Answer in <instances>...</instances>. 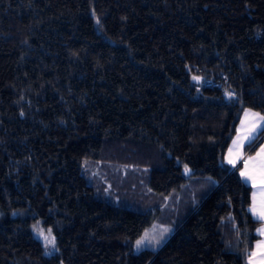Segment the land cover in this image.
<instances>
[{
  "label": "trees",
  "instance_id": "trees-1",
  "mask_svg": "<svg viewBox=\"0 0 264 264\" xmlns=\"http://www.w3.org/2000/svg\"><path fill=\"white\" fill-rule=\"evenodd\" d=\"M245 110L264 0H0V264H249L261 222L222 163Z\"/></svg>",
  "mask_w": 264,
  "mask_h": 264
},
{
  "label": "rangeland",
  "instance_id": "rangeland-1",
  "mask_svg": "<svg viewBox=\"0 0 264 264\" xmlns=\"http://www.w3.org/2000/svg\"><path fill=\"white\" fill-rule=\"evenodd\" d=\"M254 114H256V112L245 110L240 115L236 125L235 134L231 138L228 147L225 150L222 163L228 168H230L231 172L236 169L238 177L250 188V204L248 207V212L250 213L253 219L261 222V225L257 228L256 232L257 234L262 236L264 235V219H260L257 215H254L252 209L255 206L258 212L261 206L264 205V187L260 186V180L258 176L259 157L257 156L261 148H264V122L258 121V117H256ZM254 124L256 125V127H253ZM249 135L254 138L249 140L244 139L245 136ZM261 139L263 140L261 141ZM250 157L255 159L250 160ZM230 159L234 161V164L229 163ZM98 168L99 167L94 166L93 164L91 165V171L95 175H97ZM131 170L132 169H127L123 167L113 169V171L110 173V180L114 183V187H118L119 185L123 184L127 177L131 179L132 177L130 175H134L135 177H137V174H135V172L130 173ZM245 171L257 176L255 186L252 180H246L241 175V172ZM138 182H140V180H138ZM102 184L106 188L104 189V192H107L110 188L111 182L104 181ZM178 200L179 199H177V202ZM172 216H174V218L169 221L171 222V224L176 221V216L174 215V213H172ZM154 224L150 228L146 229L141 234V236L134 242L132 247L134 253L139 252L143 248L152 247V245L156 244L154 242L149 243V240H152L153 237L159 239L160 234L163 232L164 229H168V231L164 233V236L169 232V225H164L160 223L156 225ZM31 231L34 237L42 243L45 250L44 252L47 254L51 250L52 243H48L47 241H45L44 236H48L49 240H53V237L51 236V234H49V231L41 227L38 223H34L32 225ZM41 232H43V235L40 234ZM146 233L148 234L147 238H145ZM142 239L143 244L139 249H137L136 242ZM256 249L264 250V241L258 242L256 244Z\"/></svg>",
  "mask_w": 264,
  "mask_h": 264
},
{
  "label": "snow or ice",
  "instance_id": "snow-or-ice-1",
  "mask_svg": "<svg viewBox=\"0 0 264 264\" xmlns=\"http://www.w3.org/2000/svg\"><path fill=\"white\" fill-rule=\"evenodd\" d=\"M256 117H258V121L264 122V116H260L259 113L254 114ZM253 127H256V125L254 124ZM254 137L252 136H245L244 139L249 140L252 139ZM235 143V142H234ZM257 156L259 157V164H258V176H259V180H260V186L264 187V148H261L260 152L257 154ZM250 160L255 159V158H249ZM229 163H233V160H229ZM246 165H247V161H246ZM185 171H187V168L185 169ZM241 175L246 179V180H252L253 184L255 186L256 183V179L257 176L254 174H251L247 171L245 172H241ZM253 214L257 215L258 218L260 219H264V205L261 206L260 210L257 212L256 207L254 206L253 209ZM168 231V229H164L163 232L160 234L159 239L153 237L152 240H149V243H156V244H160L163 239H164V233H166ZM51 230H49V234H50ZM41 235H43V232L40 233ZM147 233L145 234V238H147ZM45 241H47L48 243H52L54 245V240H49L48 236H44ZM143 244V239L142 240H138L136 242V246L137 249H139L141 247V245ZM255 255V254H254ZM262 259L258 262V264H264V253H261Z\"/></svg>",
  "mask_w": 264,
  "mask_h": 264
},
{
  "label": "crops",
  "instance_id": "crops-1",
  "mask_svg": "<svg viewBox=\"0 0 264 264\" xmlns=\"http://www.w3.org/2000/svg\"><path fill=\"white\" fill-rule=\"evenodd\" d=\"M260 241H264V235L260 236V240H258L254 244L253 249L250 253V257H249V264H258V262L262 259L261 253H264V250H257L256 249V244Z\"/></svg>",
  "mask_w": 264,
  "mask_h": 264
}]
</instances>
